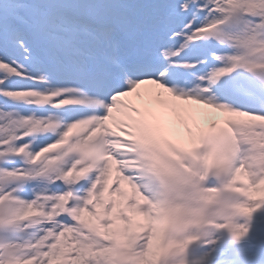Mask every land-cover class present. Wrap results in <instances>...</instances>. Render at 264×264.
<instances>
[{
	"label": "snow or ice",
	"instance_id": "6c2138e0",
	"mask_svg": "<svg viewBox=\"0 0 264 264\" xmlns=\"http://www.w3.org/2000/svg\"><path fill=\"white\" fill-rule=\"evenodd\" d=\"M215 15L222 18L202 22ZM228 20L246 26L237 38L242 52L230 57L233 67L213 72L212 82L236 66L264 70V0H0V229L31 236L27 242H0V264H113L108 253L115 241L108 230L117 217L110 220L103 205L119 211L121 194L131 195L133 187L150 202L187 208L188 201L198 199L205 203L201 214L208 204L219 203L208 224L230 230L237 241L248 233L236 218H250L264 207L251 190L242 201L232 197L243 188L223 201L202 197L205 184L219 197L233 183L264 179V163L252 143H241L234 178L228 177L231 165L195 179L185 174L194 168L188 160L174 163L168 175L147 161L153 146L176 144L195 151L199 134L214 119L204 109L247 118L227 119L229 128L264 123V114L178 91L193 84L177 69L180 53L188 42L209 34L224 37L218 30ZM181 39L185 43L177 49ZM204 79L200 86L207 91ZM188 127L191 136L185 133ZM121 147L128 151H118ZM24 157L33 166L30 171L23 164L7 166ZM132 160L137 170H129ZM33 175L46 176L48 186L27 200L16 194L15 182ZM129 177L130 192L122 184ZM212 178H221L220 187L209 184ZM182 198L186 203L178 205ZM146 210L144 205L141 211ZM136 218L126 211L119 223L135 225ZM183 231L176 230L167 256L182 254L200 240H180ZM147 244L145 233L131 254L139 256ZM129 255L121 252L117 264H131Z\"/></svg>",
	"mask_w": 264,
	"mask_h": 264
},
{
	"label": "bare ground",
	"instance_id": "6f19581e",
	"mask_svg": "<svg viewBox=\"0 0 264 264\" xmlns=\"http://www.w3.org/2000/svg\"><path fill=\"white\" fill-rule=\"evenodd\" d=\"M159 230H160V226H159L158 216H157V213H155L153 216V225L149 233H146L148 237V244H147L148 253H152L155 249L156 242L159 239ZM144 234L145 233H141V235H144Z\"/></svg>",
	"mask_w": 264,
	"mask_h": 264
},
{
	"label": "clouds",
	"instance_id": "9594fccd",
	"mask_svg": "<svg viewBox=\"0 0 264 264\" xmlns=\"http://www.w3.org/2000/svg\"><path fill=\"white\" fill-rule=\"evenodd\" d=\"M127 163L129 164L130 167H133L134 165H137L138 162L132 160V161H127ZM202 199H204L206 201H211V200L215 199V193L214 192H210V193L204 195L202 197Z\"/></svg>",
	"mask_w": 264,
	"mask_h": 264
}]
</instances>
